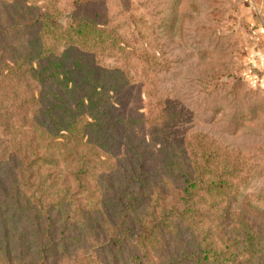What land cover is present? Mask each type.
I'll use <instances>...</instances> for the list:
<instances>
[{"label":"rangeland","instance_id":"obj_1","mask_svg":"<svg viewBox=\"0 0 264 264\" xmlns=\"http://www.w3.org/2000/svg\"><path fill=\"white\" fill-rule=\"evenodd\" d=\"M40 14L60 27H24ZM73 17L101 29L83 26L78 39L118 111L106 153L82 180L83 219L74 230L80 252L71 262L157 264L199 245L214 252L231 247L239 251L237 262L263 264L264 0H0V68L12 22L18 23L7 41L13 48L40 36L62 51V30ZM4 141L0 135L1 184L11 178ZM167 155L202 179L187 205L179 199L180 173L165 168ZM139 163L145 183L137 193L129 180ZM125 195L136 197L134 211L144 213L146 224L148 209L156 215L187 209L177 217L170 212L143 241L98 247ZM238 215L253 234L251 246L242 242Z\"/></svg>","mask_w":264,"mask_h":264},{"label":"trees","instance_id":"obj_2","mask_svg":"<svg viewBox=\"0 0 264 264\" xmlns=\"http://www.w3.org/2000/svg\"><path fill=\"white\" fill-rule=\"evenodd\" d=\"M74 6L77 11L78 5ZM17 25V21L12 22L10 30L4 32L1 50L0 135L10 156L7 173L11 172V178L0 182V264H73L80 252L75 248L78 236L74 230L83 219L82 180L93 161L106 153L107 136L117 124L113 116L118 111L115 94L102 92L106 84L95 77L93 57H87L78 39L83 26L101 29L73 17L62 30V51L58 44L41 41L40 36L28 38L16 49L7 41L16 35ZM45 26L60 27L42 14L28 20L24 27L35 32ZM10 90L14 92L8 93ZM137 165L129 181L137 184L140 193L145 178L138 171L143 164ZM62 167L66 173L59 178ZM165 168L180 173L177 179L182 178L183 188L179 199L187 205L202 179L189 172V167L181 168L173 155H167ZM123 190L130 194L127 188ZM122 199L114 228L109 236L96 238L98 247H120L125 239L143 241L159 226L155 223L164 221L170 212L177 217L187 209L179 212L169 208L171 211L161 210L156 215L147 207L150 218L146 224L144 213L138 216L134 211L136 197L125 195ZM238 216L237 223L245 229L242 242L251 246L253 234L247 221ZM28 236L29 241L25 240ZM238 254L231 247L214 252L197 245L167 262L156 263L248 264L237 262Z\"/></svg>","mask_w":264,"mask_h":264}]
</instances>
